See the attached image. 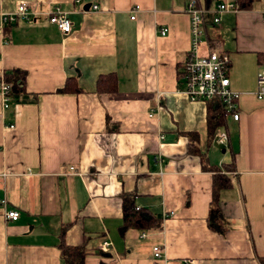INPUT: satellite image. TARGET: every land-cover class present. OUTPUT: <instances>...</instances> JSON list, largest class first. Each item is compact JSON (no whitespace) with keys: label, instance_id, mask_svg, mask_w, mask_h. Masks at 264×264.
Returning a JSON list of instances; mask_svg holds the SVG:
<instances>
[{"label":"crops","instance_id":"crops-1","mask_svg":"<svg viewBox=\"0 0 264 264\" xmlns=\"http://www.w3.org/2000/svg\"><path fill=\"white\" fill-rule=\"evenodd\" d=\"M189 1L0 0L8 13L27 2L36 17L0 30V79L25 71L29 94L13 110L0 94V264H65L62 241L84 245L86 264H264V0L219 24L218 5L235 0H216L203 16L198 50L227 52L241 93L239 120L227 117L213 139L217 102L191 101L179 75L192 48ZM56 6L71 33L50 22ZM107 74L114 91L99 85ZM222 129L227 145L216 142ZM216 173L233 182L219 194L224 233L208 222ZM126 194L160 226L123 231ZM12 209L17 220L5 217Z\"/></svg>","mask_w":264,"mask_h":264},{"label":"built area","instance_id":"built-area-1","mask_svg":"<svg viewBox=\"0 0 264 264\" xmlns=\"http://www.w3.org/2000/svg\"><path fill=\"white\" fill-rule=\"evenodd\" d=\"M98 5H94V9H98ZM139 7L136 6L135 10ZM239 9L236 3H221L216 10L215 23L219 24L221 15L224 12ZM186 11L191 16V32H192V48L188 54V58L184 68L183 79L185 82V93L191 101H212L219 100L224 105L226 117H233L239 120V99L241 93L231 88V79L229 77L230 56L227 52L213 50L209 54L202 55L198 50L200 38L203 34V16L207 9L200 6L197 0H190L187 4ZM50 22L57 25L64 34L72 32L73 22L71 21L68 12L63 10L61 6H56L49 14ZM136 16L132 15L134 19ZM18 20H23L28 23L36 21L33 9L27 2H22L16 12L8 13L0 10V30L5 25H9ZM169 29L161 28V34L167 35ZM11 83L0 79V94L3 97L4 108L9 110L12 107L11 101ZM256 95L259 99L264 98V66L258 72V89ZM216 142L220 145H227L229 142V134L226 129L219 131L216 137ZM159 160V156L156 158ZM74 170L75 168L72 167ZM6 200L0 199V205L6 206ZM174 212L166 214V217L174 216ZM20 216L18 210H7L5 217L7 220H17ZM111 245L110 242H105L107 248ZM162 246L154 247L155 259L162 257ZM188 264H192L193 260H188Z\"/></svg>","mask_w":264,"mask_h":264},{"label":"trees","instance_id":"trees-1","mask_svg":"<svg viewBox=\"0 0 264 264\" xmlns=\"http://www.w3.org/2000/svg\"><path fill=\"white\" fill-rule=\"evenodd\" d=\"M200 6L204 8H210L216 0H197ZM257 1L262 0H235L236 5L239 9L248 10L254 7ZM188 58V56H187ZM186 60L183 63V70L180 72V77H183L184 68L186 64ZM7 81L12 85L11 97L12 102H25L29 98V94L26 90V72L16 69L7 74ZM116 75L115 74H107L102 75L99 78V85L106 88L105 83L109 82V87L107 89L114 91L116 90ZM74 80L69 78L66 82V86L61 90L62 92H68L72 90ZM217 102L216 108L210 104L208 111V133L209 137L213 139L216 131L220 127H225L227 124V117L224 112V105L219 100H213ZM211 101V102H213ZM195 146L191 144V150L194 149ZM233 165V164H231ZM230 165V166H231ZM235 167V166H231ZM231 168V169H233ZM228 167V170H231ZM214 188H213V203L211 206V211L209 215V226L216 230L217 232L224 233L226 231L223 220V213L219 206V197L220 191L224 188H229L233 186L232 180L222 173H216L214 176ZM123 231L129 227H136L140 229L154 228L160 226L161 218L154 213H152L149 209L138 207L135 204L134 195L126 194L124 196V208H123ZM61 254L65 264H86V257L88 255V251L84 245L72 246L62 241L60 244Z\"/></svg>","mask_w":264,"mask_h":264},{"label":"water","instance_id":"water-1","mask_svg":"<svg viewBox=\"0 0 264 264\" xmlns=\"http://www.w3.org/2000/svg\"><path fill=\"white\" fill-rule=\"evenodd\" d=\"M12 110H13V107H12Z\"/></svg>","mask_w":264,"mask_h":264}]
</instances>
